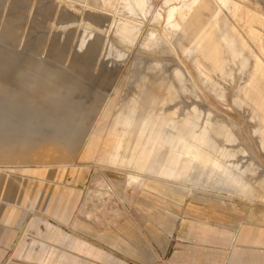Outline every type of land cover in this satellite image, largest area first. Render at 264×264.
<instances>
[{"label": "rangeland", "instance_id": "rangeland-1", "mask_svg": "<svg viewBox=\"0 0 264 264\" xmlns=\"http://www.w3.org/2000/svg\"><path fill=\"white\" fill-rule=\"evenodd\" d=\"M129 1L0 0V264H39L23 256L34 257L42 245L54 249L45 264H67L71 256L75 264H115L96 234L118 236L144 190L151 201L167 193L173 217L182 202L195 203L194 213L214 208L218 218L264 214V0H224L221 8L202 0L178 30L158 20L163 0H150L146 16L135 9L128 16ZM126 19L139 30L132 44L114 33ZM35 71L38 87L51 94L61 83L71 88L61 108L40 103L41 95L31 99ZM31 103L39 105L32 120ZM126 119L135 125L129 131L122 130ZM50 121L62 128H48ZM69 130L63 145L59 138ZM192 131L221 168L189 162L161 143L164 134ZM148 149L151 161L161 157L158 176L182 163L185 176L198 170L252 200L171 195L149 181L154 190L127 185L125 172ZM24 152L30 156L15 158ZM90 247L99 259L86 255Z\"/></svg>", "mask_w": 264, "mask_h": 264}, {"label": "crops", "instance_id": "crops-1", "mask_svg": "<svg viewBox=\"0 0 264 264\" xmlns=\"http://www.w3.org/2000/svg\"><path fill=\"white\" fill-rule=\"evenodd\" d=\"M143 153L141 159L128 167L131 171L125 172L129 186L137 184L151 190L153 188L145 185L150 180L152 184L167 187V192L171 195L182 191L190 196L203 192L252 200L243 193L229 192L227 184L217 186L213 178L200 176L198 170L190 176H183L182 163L176 165L175 178L167 179L163 176L169 173L165 168H161L158 176L153 171L161 163V157L151 161V149ZM175 163L178 164V159ZM132 175H140L143 179L132 182ZM144 193V197L139 199L142 205L135 206L131 215L118 225V236L114 235L116 230L108 238L99 236L98 232L96 234V241L110 248L115 264H264L263 213L252 211L246 216L227 214L218 218L214 214V208L204 206L208 209L198 208L199 211L194 213V207H197L195 203L182 202L177 205L173 217L168 213L167 193L159 192L158 201H151L146 190ZM78 246H72L70 250L80 252ZM53 253V248L47 253L42 245L34 257L26 252L23 259L45 264L48 262L45 255L51 256ZM86 255L99 259L101 252L90 247ZM75 263L76 257L71 256L67 264Z\"/></svg>", "mask_w": 264, "mask_h": 264}, {"label": "bare ground", "instance_id": "bare-ground-1", "mask_svg": "<svg viewBox=\"0 0 264 264\" xmlns=\"http://www.w3.org/2000/svg\"><path fill=\"white\" fill-rule=\"evenodd\" d=\"M107 1V0H105ZM121 1V2H125L126 0H118V2ZM130 1H133L134 4L132 3V6L133 8L130 9L129 7H125V8H128L129 11H128V16H131L132 15V10H136L140 16H146L148 14V10L151 8V4H150V0H130ZM130 1L127 2V4L129 3L130 4ZM202 2V0H163V5H165L167 7L166 11H165V15L162 16V15H157L158 17V20H162L164 22V24L166 25V28H171V29H174V30H178L180 29L178 27V22L182 21L183 23L185 22L184 20L186 19V16L187 14H189L190 11H193L196 6ZM211 2H214L215 4H217V6H219L218 8H221V6L225 7V4H224V0H205L204 2V5H209ZM86 4V3H85ZM125 4V3H124ZM164 6V7H165ZM222 10V9H221ZM153 12V11H152ZM157 13V12H156ZM225 13V12H223ZM151 14V13H150ZM163 14V13H162ZM153 15V13H152ZM155 15V14H154ZM114 16V15H112ZM117 16V15H116ZM151 16V15H149ZM148 17V16H147ZM118 18V17H117ZM116 18V19H117ZM119 19V18H118ZM115 22V21H114ZM120 22V21H119ZM117 23V22H116ZM113 24V23H112ZM120 25L117 27V29H113V31L115 30V35L117 36V40H119L120 42L122 43H126V44H129V43H133V41L135 40L136 36L139 34L138 33V27L133 25L132 22L128 19L126 20H123L121 23H119ZM157 24L156 22L154 23V25ZM159 25V24H158ZM161 25V24H160ZM163 25V26H165ZM232 25V24H231ZM115 26V24H114ZM233 26V25H232ZM114 28V27H113ZM163 28V27H162ZM227 28V27H226ZM236 28V27H235ZM250 27L246 28L248 31H250L249 33V36L253 39L254 38V35L253 33L251 32V30L249 29ZM140 29V28H139ZM160 29V27H159ZM164 29V28H163ZM166 30V29H165ZM164 30V32H165ZM171 31V30H170ZM240 31V30H239ZM239 31H237L239 33ZM242 31V30H241ZM175 32V31H174ZM178 32V31H177ZM113 33V34H114ZM243 33V31H242ZM109 34V33H108ZM169 34V32L167 33ZM166 35V34H165ZM170 35V34H169ZM157 35H155V38H156ZM151 37H153V33H151ZM168 38V37H167ZM247 39V38H246ZM159 40V39H158ZM157 40H155L156 42ZM257 41V40H256ZM248 42V41H247ZM110 43V42H109ZM259 43V42H258ZM159 44V43H158ZM260 44V43H259ZM160 45V44H159ZM109 46V45H108ZM112 46V45H111ZM260 47H263L261 44H260ZM113 48V47H112ZM148 48V47H147ZM152 48V47H151ZM150 48V49H151ZM264 48V47H263ZM155 49V47H154ZM254 50V53L261 59L262 57H260V55ZM151 51H154L153 48ZM113 52V51H112ZM156 53V52H155ZM263 59V58H262ZM261 59V60H262ZM263 61V60H262ZM263 64H264V61H263ZM140 66V65H139ZM39 74L37 73V71H35L34 74H32V78L30 79L29 81V90L30 91H34V95L31 99H36L38 97V95H41V99H40V103H43L44 102H47L49 103L51 106V108H61L63 105H64V102H65V98L68 97V95L70 94V90L71 88H67V86L65 87L64 86V83H61L62 85H59L58 87H56L57 89L55 90L54 93L51 94L50 91H48L46 89L45 86L43 87H38V78ZM51 78H49L47 80V82H49ZM1 85V84H0ZM0 89L1 86H0ZM187 90V89H186ZM186 92V91H185ZM52 95L51 98H53V100H49L47 101L49 98L48 96ZM15 96V94L13 95ZM12 97V96H10ZM195 98V97H194ZM4 103V99H3V96H0V105ZM24 103H27V101H23V104ZM39 107L38 104L36 103H31V110H30V118L31 120L34 119V114L36 112V109ZM194 109V108H193ZM192 109V110H193ZM199 111L196 107H195V111ZM20 110V107L19 106H16L14 109H13V112L14 113H18ZM194 111V110H193ZM61 119L63 120V122L65 121H69V124L73 127V122L71 123V121L68 119L69 115L68 113H64V112H61ZM200 113V112H199ZM72 118H76V116H73ZM197 122L198 119L196 120ZM32 121H28L27 123H31ZM36 123V122H35ZM194 124V123H192ZM50 129H60L62 128L61 124L58 125V126H54V124L50 121V123L48 124ZM195 125V124H194ZM196 125H199V124H196ZM55 127V128H54ZM135 127L134 123L131 121V120H125L123 122V131H129L131 129H133ZM193 128V127H192ZM201 128V127H200ZM222 128V127H221ZM70 129H72L70 127ZM74 129V128H73ZM203 129V128H202ZM204 130V129H203ZM70 133V130L68 131V133L65 134V136L63 138H59L60 142L65 145V139L67 140L68 137H71L72 134H69ZM231 134L233 136V146H236V142H237V139L234 137V135L232 134L231 131H228L227 134ZM193 131L190 132L189 134H186V135H176L174 137H169L167 134H164V136L161 138V143H163L165 146H167L172 152L176 153L177 155L179 156H182L184 158L187 159V161L189 162H199L202 164H210V165H213L214 167L216 168H221L220 166V163L216 162L215 160L212 159L211 155L209 156H206L203 154V152L205 151V145L204 144H199L197 143L195 140H193ZM226 134V135H227ZM229 142V141H228ZM68 143V142H67ZM230 143V142H229ZM115 145H116V142H115ZM119 146H123L124 145V142L122 144H120V141L118 143ZM232 145V144H230ZM262 145V144H260ZM135 147H139L137 144H135ZM30 155L26 154V152L22 153V154H18V155H15V158L16 157H21V158H25V157H28ZM60 158V157H59ZM133 161V160H132ZM131 162V161H130ZM176 168V167H175ZM175 168L174 170L172 171V175H167V179H171V178H175ZM169 168H167L168 170ZM158 169H155L153 171V173H156ZM172 170V169H170ZM185 176V173H183ZM143 177L140 176V175H133L132 177V182H140L142 181ZM150 181V180H148ZM164 182V181H163ZM168 182V181H167ZM165 182V183H167ZM169 187V186H168ZM175 188V187H173ZM176 189V188H175ZM177 190V189H176ZM181 190V189H180ZM179 190V191H180ZM181 192V191H180ZM183 192V191H182ZM181 192V193H182Z\"/></svg>", "mask_w": 264, "mask_h": 264}]
</instances>
